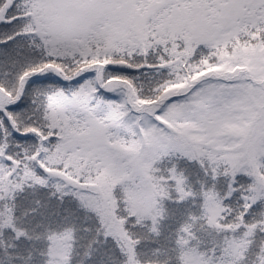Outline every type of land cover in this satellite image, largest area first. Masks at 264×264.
<instances>
[{
    "label": "snow or ice",
    "instance_id": "1",
    "mask_svg": "<svg viewBox=\"0 0 264 264\" xmlns=\"http://www.w3.org/2000/svg\"><path fill=\"white\" fill-rule=\"evenodd\" d=\"M0 264H264V0H0Z\"/></svg>",
    "mask_w": 264,
    "mask_h": 264
}]
</instances>
